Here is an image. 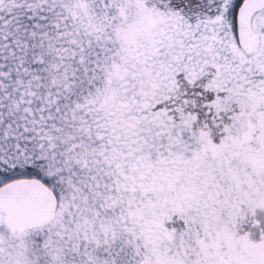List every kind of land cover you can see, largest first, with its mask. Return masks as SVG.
<instances>
[{"label": "snow or ice", "instance_id": "snow-or-ice-1", "mask_svg": "<svg viewBox=\"0 0 264 264\" xmlns=\"http://www.w3.org/2000/svg\"><path fill=\"white\" fill-rule=\"evenodd\" d=\"M0 264H264V0H0Z\"/></svg>", "mask_w": 264, "mask_h": 264}]
</instances>
